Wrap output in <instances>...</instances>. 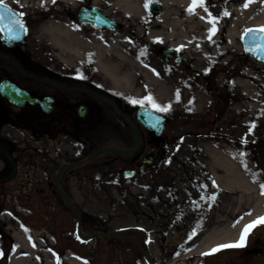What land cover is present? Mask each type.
I'll use <instances>...</instances> for the list:
<instances>
[{
    "label": "rangeland",
    "instance_id": "rangeland-1",
    "mask_svg": "<svg viewBox=\"0 0 264 264\" xmlns=\"http://www.w3.org/2000/svg\"><path fill=\"white\" fill-rule=\"evenodd\" d=\"M5 1L25 9L33 43L44 46L71 67L83 66L85 73L127 98L141 101L149 96L146 81L139 74L141 70L152 80H162L168 96L152 98L161 107L169 106L164 112L170 120L165 136L176 137L174 174L173 169L166 167L164 172L143 174L119 184L106 176L94 179L86 174L74 193H20L18 197L0 191V212L11 218L9 223L44 232L48 242L44 251L60 264H68L66 255L77 259L79 264L85 261L87 264H264V225L251 231L245 246L205 255L219 245L235 243L242 221L246 225L264 216V211L259 214L264 209L260 188L264 183V63L243 54L241 36L251 28L249 24H242L236 44L229 47L227 54H212L211 59H203L192 46L184 49L179 45L181 37H176L174 17L166 15L164 8L158 16L145 9L142 18H125L118 8L104 0L98 6L93 5V0H79L71 7L55 0L50 5L56 12L53 19L62 23L68 34L60 39V29L48 25L52 18L49 6L32 0ZM151 1L161 5L158 0ZM258 3L264 6V0ZM82 6L97 7L114 17L117 30L78 25L75 17ZM229 16L223 19L228 20ZM64 44L82 45L83 55L77 57L64 50ZM94 45L103 48L109 68L93 65L92 54L86 50ZM165 48L175 50L176 58L180 59L178 66L163 61L161 51ZM112 65H117L116 72L122 77L134 72L135 87L143 94H132L112 83L110 74L115 72ZM205 81L209 82V88L204 86ZM145 106L150 107L147 103ZM252 124L255 127L249 132ZM242 139L246 143H241ZM109 142L102 134L101 147ZM226 145L237 154L245 153L243 163H239L242 174L238 187L230 191L223 190L215 179L217 176L224 181L219 160ZM213 181L216 187L212 186ZM169 193H179L176 204L169 203L167 197L172 196ZM208 193L219 194L213 198L211 218L209 207L199 205ZM65 197L72 200L74 208L66 204ZM76 214L81 232L94 234L90 241L76 238ZM7 226L6 222L0 223L3 238L0 264H8L16 246ZM194 229L196 234L192 235ZM213 237L221 244L208 251L193 252L196 246ZM245 249L260 250V256L245 255Z\"/></svg>",
    "mask_w": 264,
    "mask_h": 264
},
{
    "label": "flooded vegetation",
    "instance_id": "flooded-vegetation-1",
    "mask_svg": "<svg viewBox=\"0 0 264 264\" xmlns=\"http://www.w3.org/2000/svg\"><path fill=\"white\" fill-rule=\"evenodd\" d=\"M2 2L15 14L2 13L5 31L0 33L4 37L0 38V191L18 197L20 193H74L86 174L94 179L106 176L119 184L164 172L166 167L176 172L172 167L176 166V137L165 136L170 123L166 113L153 111L165 118L162 135L155 137L136 119L138 109L150 107L131 103L132 99L85 73L83 66L71 67L33 43L25 9ZM13 20H20L26 32ZM9 28L18 39L8 38ZM204 86L209 88V82ZM102 134L110 141L103 147ZM125 172H131V178L125 179ZM169 194V203L176 204L179 193ZM210 196L219 194L208 193L199 204L209 207V218ZM254 251L260 256V250Z\"/></svg>",
    "mask_w": 264,
    "mask_h": 264
},
{
    "label": "bare ground",
    "instance_id": "bare-ground-1",
    "mask_svg": "<svg viewBox=\"0 0 264 264\" xmlns=\"http://www.w3.org/2000/svg\"><path fill=\"white\" fill-rule=\"evenodd\" d=\"M36 4H43L49 6L48 9H52L51 17L48 20V25L57 27L60 29V39L67 37L66 28L62 23L54 20L56 17L55 8L50 5L53 4L52 0H32ZM66 6H74L79 0H59ZM108 4L118 8L125 18L138 17L142 18L145 10L144 4L146 0H104ZM102 0H93V5L98 6ZM161 3V7L164 8V13L168 16L174 17L172 23L176 25V37L179 36V45H182L184 49L193 47V51L198 53L203 59H211V55L224 56L228 53L230 46H235L236 36L239 34L240 28L244 22H247L251 28L264 27V6H261L258 1L255 0L247 8L243 5L245 0H229L227 8H222L227 0H206L204 7H197L194 14H190L187 9L191 4V0H158ZM218 4V5H217ZM207 8V12L204 10ZM227 9V11H226ZM79 9H77L78 11ZM163 10V9H162ZM224 12L230 14L228 20H224ZM208 13H211L213 17L218 18L216 25L217 31L211 40L208 39V29L210 25L206 23ZM158 16V15H157ZM203 17V19H202ZM115 19L114 17H112ZM115 21H117L115 19ZM79 25V24H78ZM93 29H98L91 24H87ZM84 27L85 25H80ZM250 29V28H248ZM107 31V30H102ZM194 36V38H191ZM225 36V39L222 38ZM58 37V38H59ZM78 41V37L75 36V42ZM209 43V46H206ZM172 46V45H170ZM114 48V47H113ZM64 50L74 53L75 56L81 57L83 55V46L81 45L72 47L71 44H64ZM90 52L93 57V65L100 69H107L110 67L109 63L104 61V50L98 45L89 46L86 50ZM116 51V50H115ZM77 64V63H76ZM113 66V65H112ZM117 65L113 66L114 73L110 74V81L116 84L121 90H130L132 94H143L142 90H138L135 87L134 77L135 73L130 72L125 77L120 76L117 71ZM146 81L148 95L155 98H161L168 96V88L166 84L161 80H152L143 70L139 73ZM202 107L203 104L199 103ZM222 157L219 160V164L224 172V181L222 178L215 177L217 184H221L223 190L230 191L238 187L239 176L242 174L240 171L239 163L240 158L238 154L232 151L227 145L223 147L221 151ZM220 169V168H219ZM227 181V183L225 182ZM264 209L259 211V214ZM11 218H8L5 214L0 212V223H8L7 230L11 239L16 243L15 248L12 250L11 255L8 258V264H60L57 263L52 256L48 255L44 251V245L48 244L45 241L46 237L44 232L37 231L36 229H28L25 225L17 226L14 223H9ZM4 221V222H3ZM246 221H242L238 225V229H241L245 225ZM31 227V226H30ZM2 235V234H0ZM220 241V240H219ZM1 236H0V250H1ZM221 244L218 243L217 237L209 238L203 241L200 245L196 246L193 252H202L204 250H210L213 246ZM65 262L68 264H79L78 260L70 255L65 256Z\"/></svg>",
    "mask_w": 264,
    "mask_h": 264
},
{
    "label": "water",
    "instance_id": "water-1",
    "mask_svg": "<svg viewBox=\"0 0 264 264\" xmlns=\"http://www.w3.org/2000/svg\"><path fill=\"white\" fill-rule=\"evenodd\" d=\"M6 9L7 10L3 12L15 14V12L8 6H6ZM148 10L154 15H158L162 12V7L156 1H151L149 3ZM97 17H99V21L97 20ZM78 22L79 24H91L98 29H107L110 31L116 30V26H117L116 21L114 19L106 16L104 12L100 11L99 9L95 7L80 8L79 13H78ZM250 29H257V28H250ZM244 33L242 36H244ZM260 35L261 34L259 33H251L248 36H244V39L243 40L241 39V43H242V49H243L245 56L251 57L259 62L264 63V59L258 58L259 50L256 47L257 44H264V41L259 40ZM253 37H256V39H254ZM246 48L252 49V51H246ZM173 56H174V51L170 48L164 49L162 51V58L166 63L171 62ZM178 63H179V60H176L175 64H178ZM136 119L149 132L154 133L155 137H160V135L162 134L164 130L165 118L150 110H147L144 108L138 109ZM145 162L150 163V161H145ZM130 174L131 172H126L124 174V177L130 178L131 176ZM65 201L69 207L71 208L74 207L70 198L65 197ZM76 237L78 240L85 242V241L91 240L94 237V234H83L81 232L80 226H78L76 230ZM247 254L257 255L258 253H256L255 251H247Z\"/></svg>",
    "mask_w": 264,
    "mask_h": 264
},
{
    "label": "snow or ice",
    "instance_id": "snow-or-ice-1",
    "mask_svg": "<svg viewBox=\"0 0 264 264\" xmlns=\"http://www.w3.org/2000/svg\"><path fill=\"white\" fill-rule=\"evenodd\" d=\"M53 2H55V0H53ZM149 2H150V0H146V2L144 4V7H145L146 10L149 7ZM254 2H255V0H245V3L243 5V7L247 8L251 3H254ZM205 3H206V0H191V4H190L189 8L187 9V11L190 14H194L195 9L197 7H204ZM5 10H7L6 6L3 4L2 0H0V33H4V31H5L4 15L2 14L3 11H5ZM204 10L207 12V8H204ZM93 11H95V10H93ZM223 15L227 16V15H229V13L228 12H224ZM202 19H203V17H202ZM97 20L99 21V17H97ZM206 23H208L210 25V27L208 29V39L211 40L212 37L215 35V33L217 31L216 25L218 23V18L213 17L211 15V13H208V18L206 20ZM12 24H14L20 31L26 32V28H25L24 24L20 20H13ZM11 32H12V29L9 28L8 29V33H9L8 38L13 39V40L19 38L17 35H11ZM251 33H259V34H261L259 36V40L260 41H264V27H260V28H257V29H246L245 33H244V36H248ZM244 36H242V38H241L242 40L244 39ZM0 38H4V37L0 36ZM253 38L256 39V37H253ZM256 47L259 50L258 58L264 59V44H257ZM246 51H252V49L246 48ZM76 78L79 79V78H83V77L78 75ZM177 98H178V94H177ZM131 103H133V104H137L138 103V104H140L141 107H143L145 105V103H147L148 105H150L151 110L155 111V112H166V111L169 110V106H167V105L161 107L160 105L156 104L153 101V98L151 96L145 97L144 100H141V101L133 100V101H131ZM254 127H255L254 124L250 125L249 126V132H251V129L254 128ZM241 143H246V140L242 139ZM244 155H245L244 152H239L238 156L234 157V158H240L241 159V163H243L242 158H243ZM212 186L216 187V184H215L214 181H213V185ZM260 188H261V195H264V183L260 184ZM201 198L203 199L204 197H201ZM207 199L211 200V199H213V197L210 196V197H207ZM247 215H250V213H248ZM260 225H264V216H260L256 220H253L251 223L246 224L244 226V228L242 229L241 233H240L239 239L235 243H227V244L219 245L218 247L213 248L211 250V252L205 253V255H211V254H214L217 251H220V250L226 249V248H240V247L245 246L247 236L251 233V231L254 228H256V227H258ZM195 234L196 233H195V229H194L192 235H195ZM84 264H87V262L85 261Z\"/></svg>",
    "mask_w": 264,
    "mask_h": 264
}]
</instances>
